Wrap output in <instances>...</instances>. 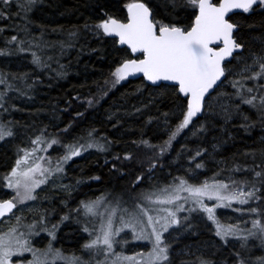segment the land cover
<instances>
[{
  "label": "snow or ice",
  "instance_id": "6c2138e0",
  "mask_svg": "<svg viewBox=\"0 0 264 264\" xmlns=\"http://www.w3.org/2000/svg\"><path fill=\"white\" fill-rule=\"evenodd\" d=\"M41 2L0 0V59L8 63L28 53L37 73L32 79L33 73L0 68V142L15 139L20 127L27 135L26 146H16L14 164L0 177L3 187L14 193L0 199V225L8 217L7 227H0V264H264V255L253 259V249L264 252V136L254 147L216 159L221 146L235 139L233 129L250 136L259 128L264 134V0H129L123 20L103 11L97 14V22L73 26L59 40L46 37L62 29L49 30L45 25H35L40 34H33L29 13ZM97 8L103 10L104 5ZM257 16L259 23L252 19ZM257 30L259 34L253 35ZM82 33L98 41L111 38V47L120 53L103 84L95 82L96 94L85 98L88 108L139 75L144 83L125 93L107 120L119 130L124 116L167 104L168 111L157 107L159 116H149L145 122L158 121L165 140L153 144L141 130L138 139L114 152L113 145L120 141L95 127L67 139L72 121L63 128L55 123L37 127L5 118L23 111L14 99H33L30 93L41 83L39 74L66 75L67 65L60 59L77 46ZM146 91L144 102L140 97ZM131 98L140 106L130 104ZM129 104L132 111L125 107ZM49 127L57 130L50 132ZM49 150L58 154L52 156ZM92 150L111 154L110 172L127 183L70 207L73 193L86 180L79 177L63 183L66 166ZM172 152L175 157L168 162ZM209 164L216 169L211 177L206 176ZM172 165L183 174L169 172L171 179L164 181L156 178L157 171ZM46 187L50 193H64L59 199L62 214L52 205V195L41 196ZM44 201L52 206L43 207ZM218 209L239 214L237 222L222 223ZM54 215H59L55 222ZM200 220L214 226L210 230L219 245L184 243L188 238L199 241ZM67 222L87 234L80 256L66 255L55 246L57 233ZM42 233L47 243L37 247L34 241ZM130 241L145 242L148 250L126 255L124 248ZM204 247L211 249L209 254L202 251Z\"/></svg>",
  "mask_w": 264,
  "mask_h": 264
},
{
  "label": "trees",
  "instance_id": "16d2710c",
  "mask_svg": "<svg viewBox=\"0 0 264 264\" xmlns=\"http://www.w3.org/2000/svg\"><path fill=\"white\" fill-rule=\"evenodd\" d=\"M129 0H42L39 6L29 13L33 23V34L39 36V29L35 25H45L50 30L52 28L62 29V32L51 33L46 38L49 40L65 39L68 30H71L73 26H82L87 20L89 23L97 22V14H101L103 11H107L109 14L123 20L126 17V9L124 4ZM97 4L104 5L103 10L97 8ZM257 23L260 22V17H252ZM20 23L19 20L16 21ZM10 33L6 32L5 35ZM14 34V33H11ZM259 30L253 32V35H258ZM81 45L83 48L81 49ZM100 49L98 52H93L91 49ZM35 50V49H34ZM58 51V50H57ZM48 54H52V50L48 51ZM24 58H10V62L5 63L0 59V68L5 69L13 73L30 72L33 73L32 79L36 78L37 73L33 66L30 64L31 56L28 53L22 54ZM120 55L115 49L111 47V39L105 38L103 41L94 39L91 34L81 35L80 40L77 42V46L70 49L67 54L60 59V62L67 65L65 71L66 75L62 77L55 76V73L45 72L40 75L41 83L35 86L34 91L30 94L33 99L29 100L26 97L14 99L12 102L18 107L22 108L21 112H12L11 115H6V119L19 121L21 125L35 123L37 127L44 125H50L51 123L58 124L60 128L65 127L69 121L73 122V129L67 139H71L72 136L79 135L82 129L89 127H95L99 129V133L107 135L111 140H118L120 143L113 145V151L119 152L125 147V142H129L134 139H138L143 130L144 138L150 140L153 144H158L165 140L167 136L160 130L159 122L153 121L152 124L146 125L149 116H159L157 107L160 111H168L167 104H159L157 106H151L144 111L143 114L124 116L119 130L112 127V123L107 120L109 111H115L117 102H119L125 93H130L134 89L143 84L142 78L122 82L117 85L114 91L109 92L108 97L101 99L100 103L94 108H88L86 97L90 94H96L97 88L95 82L103 84L105 78L109 77V73L115 67V61ZM53 67H57L53 64ZM31 82V81H29ZM3 86H0L2 88ZM14 95V94H13ZM79 97V100H73V97ZM148 92L144 93V96L140 97V100L147 102ZM71 101V107L68 106V102ZM130 104H136L140 106V101L135 98L130 99ZM129 105H125L129 111H132ZM64 108H68L67 112L60 111ZM82 112L84 115L77 118L76 112ZM123 111V110H122ZM57 129L49 127L50 132H55ZM18 135L23 140L22 144L27 142V135L24 132V128L17 129ZM30 131L28 135H30ZM234 140H230L227 144L222 145L220 148V155L216 157L217 160L230 158L233 153L238 151H244L248 148L254 147L259 144L262 136L259 128L253 129L251 135H247L243 131L237 132L233 129ZM18 139L12 140L14 143H10L7 146L0 144V177L13 163L16 158V142ZM11 141V142H12ZM16 142V143H15ZM183 140H181V143ZM190 148L195 147L194 144L189 143ZM178 150L179 143L175 145ZM175 157V152L169 154L168 162H171ZM105 159L109 161L105 163ZM242 160V158H240ZM112 156L111 154L98 153L93 150V153L87 157H80L74 160L67 168V178L65 183L73 182V178L84 177L86 182L79 186L78 191L73 193L71 200L69 201L70 207H77L80 200L88 198H95L102 192L118 189L119 185L127 183L126 180H118L117 176L110 172ZM176 165L172 167H166L163 172L157 171L156 178L164 181L165 178L171 179L168 173L172 175H182L183 170L175 171ZM82 169V170H81ZM215 166L209 164L208 170H206V176L211 177L215 171ZM98 175L101 180L94 181L88 180L90 176ZM239 175V174H237ZM206 176H200V180L206 178ZM3 189L2 181H0V190ZM50 194L54 197L52 205H55L58 209V213L64 211L59 205V199L64 196V193L56 191L50 193L49 189H45L41 192V196ZM1 199V198H0ZM48 201H44L43 207L47 208L52 206ZM59 218V215H55ZM200 223V222H199ZM213 227L208 223H200L201 235L199 241L195 238L184 239V243L192 245L195 243L205 242L206 244H220L219 238L214 236V232L210 229ZM83 232L79 228L73 226H64L63 232L59 238L65 235L64 242L61 243L63 249L81 253L80 246L82 244L74 243L75 239L82 238ZM70 240V243H66ZM235 247H239L238 242L233 241ZM182 246V245H181ZM193 251H196L193 248ZM202 251L205 254H209L211 249L204 247ZM253 259L256 256L264 255L257 249H253ZM197 255L200 252L196 253ZM189 258V257H185ZM195 259V256L190 257Z\"/></svg>",
  "mask_w": 264,
  "mask_h": 264
},
{
  "label": "rangeland",
  "instance_id": "374dc122",
  "mask_svg": "<svg viewBox=\"0 0 264 264\" xmlns=\"http://www.w3.org/2000/svg\"><path fill=\"white\" fill-rule=\"evenodd\" d=\"M16 139H18V140H16V142L18 143V145L20 146V147H25L26 146V144H27V142L26 143H24V144H22V140H23V138L20 136V135H17L16 136ZM12 140H14V139H10V140H8L7 142H0V144L2 145V146H7L8 144H10V143H14ZM12 141V142H11ZM15 142V143H16ZM93 153V150L92 151H90V152H86V153H84V157H87V156H89V155H91ZM49 154H51L52 156H56L57 154H58V152L57 151H52V150H49ZM78 158H80V157H77V158H75L74 160H76V159H78ZM15 160V159H14ZM14 160H13V163L9 166V168L3 173V175L6 173V172H8L9 170H10V167L14 164ZM73 162V161H72ZM72 162H70V164L72 163ZM69 164V165H70ZM68 165V166H69ZM68 166H66V168L68 167ZM2 175V176H3ZM63 183H65L64 181H63ZM3 189L4 190H0V198L1 199H7V198H11L13 195H14V193L10 190V189H7L6 187H3ZM45 189H48L47 187L45 188ZM44 189V190H45ZM39 191V190H38ZM96 198V197H95ZM95 198H92V199H95ZM209 203H211V202H209ZM217 216H218V218L221 220V222L222 223H225V224H227V223H235V222H237V220H238V216H239V214H237V213H234V212H232L231 210H229V209H218L217 210ZM245 218H247V217H245ZM52 219H53V222H55L56 220H58L57 218H56V216L54 215L53 217H52ZM7 221H8V219L7 220H5L4 221V224L3 225H0V227H4V228H6L7 227ZM208 223L209 225H211L210 224V222H207L206 220H200V223ZM73 226V227H75V228H79L80 229V227H79V225H77V224H74V223H70V222H67V223H65L64 225H61V230L57 233V237H58V239H57V241H56V244H55V246L56 247H59V248H62L63 249V247H62V244L61 243H65L64 242V238H65V235H63V237L62 238H59V236H60V234L63 232V227L64 226ZM212 226V225H211ZM248 227H251V225L250 224H248L247 225ZM213 228H214V226H212ZM87 234L86 233H83L82 234V238H77V239H75V241H74V243H76V244H83L84 242H85V240H87ZM129 239H130V234H129ZM34 243L36 244V246L37 247H43L46 243H47V239H46V237H45V234H41V236L40 237H37L36 238V240L34 241ZM66 243H70V240L68 241V242H66ZM148 247L149 246H147L146 244H145V242H142V241H130V243L124 248V252H125V254L126 255H133V254H135V253H137V252H146L147 250H148ZM64 250V252H65V254L66 255H71V254H73V253H75L76 255H78V256H80V255H82V253H76V252H74V251H70V250H65V249H63ZM119 250V249H118ZM29 259H31V256L29 255V257H28ZM58 264H62V262H58Z\"/></svg>",
  "mask_w": 264,
  "mask_h": 264
},
{
  "label": "water",
  "instance_id": "95a60500",
  "mask_svg": "<svg viewBox=\"0 0 264 264\" xmlns=\"http://www.w3.org/2000/svg\"><path fill=\"white\" fill-rule=\"evenodd\" d=\"M126 14H127V12H126ZM111 39V38H110ZM139 78H142L141 76H137V77H134V78H130L131 80H136V79H139ZM15 211V210H14ZM3 219V221H5V220H7L8 219V217L6 216V217H4V218H2Z\"/></svg>",
  "mask_w": 264,
  "mask_h": 264
}]
</instances>
